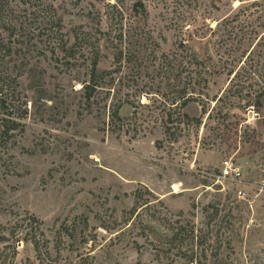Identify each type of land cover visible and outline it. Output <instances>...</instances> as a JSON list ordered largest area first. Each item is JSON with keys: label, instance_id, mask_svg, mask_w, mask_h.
<instances>
[{"label": "rangeland", "instance_id": "obj_1", "mask_svg": "<svg viewBox=\"0 0 264 264\" xmlns=\"http://www.w3.org/2000/svg\"><path fill=\"white\" fill-rule=\"evenodd\" d=\"M114 1L0 0V264H264V0Z\"/></svg>", "mask_w": 264, "mask_h": 264}, {"label": "trees", "instance_id": "obj_2", "mask_svg": "<svg viewBox=\"0 0 264 264\" xmlns=\"http://www.w3.org/2000/svg\"><path fill=\"white\" fill-rule=\"evenodd\" d=\"M119 1L120 0H115L111 5H110V7L113 9V10H117L118 12H122V10L120 9L121 8V5H120V3H119ZM241 1H243V0H241ZM118 6H120V8H118ZM259 6H261V2H258V0H255V1H253L250 5H246V6H242V7H240L239 8V12H241V11H243V10H245L246 8H252V7H256L257 9L259 8ZM134 8L136 9V10H138V13L140 12V13H142V14H144V15H147L148 14V10H147V8H146V6H145V3L142 1V0H138V1H136L135 3H134ZM121 10V11H120ZM262 10V9H261ZM239 13H237L236 15H238ZM108 15H110V18H109V20H108V25H114V21H115V18H116V16H115V14H112V13H108ZM224 21H227V20H223V22ZM120 22H122V20H119V22L118 23H120ZM222 22V23H223ZM221 23L219 22L218 23V26L220 25ZM237 26L235 25L234 26V28H236ZM210 29H212V28H210ZM125 36H124V34H123V31L119 34V38H120V45H121V48L119 49V59H120V61H122V59L125 57V50H126V48H125V46L123 45V44H125V42L127 41L125 38H124ZM256 39V38H255ZM255 39H253V37L252 36H250L249 38H247L246 36L244 37V36H241V37H239V38H237L236 40H235V43L236 44H233V53L234 52H236V51H238V50H241V56H245L246 55V53H245V50H243L242 51V48H243V46L244 45H246V43H250L251 45H252V43L254 42V40ZM253 40V41H252ZM259 44H263L262 42H261V39H260V41H258L257 42V44L256 45H259ZM238 45H239V49H238ZM253 52V51H252ZM251 52V53H252ZM250 53V54H251ZM249 54V55H250ZM249 55H248V57H249ZM240 56V57H241ZM247 57V58H248ZM167 58V57H166ZM191 58H193L194 60H195V63H200L201 62V60H199V56H198V54H197V52H193L192 54H191ZM247 58L243 61V63L241 64V62H242V60L240 59L239 60V64L241 65V67L247 62ZM236 59H238V57L236 56V58H234V61H236ZM227 62V61H226ZM98 63H99V61L96 59V60H94L93 61V65H92V77H93V79H92V83L91 82H88V83H86L85 85H84V88H86V89H89V88H92V84H93V82L95 81V78H96V75H97V67H98ZM228 63V62H227ZM232 64V68H230V69H228V74H230V75H234V77L233 78H235L238 74H239V71L240 70H237L236 69V65L237 64H233V63H231ZM261 68H258V69H256V71H254L255 72V74L256 75H258V73L259 74H261V72H262V70H260ZM220 70L219 69H215L213 72H219ZM106 72V71H105ZM94 80V81H93ZM97 86H98V84H97ZM195 88H193L192 89V91L191 92H186L185 94H184V96H183V100H182V104H181V107H182V109L184 108V107H186L187 106V104L191 101V100H194V99H196L195 98V94L193 93V92H195V90H194ZM0 95H1V101H2V103L3 104H5V101H6V97H5V93L3 92V88H0ZM89 95H91L90 93H89ZM264 97V92L263 91H261V92H257L256 91V93H252V92H248L247 93V98H245L244 100H242L243 101V103L244 104H246V106L247 107H249V106H258V107H260V106H262L263 105V103H264V100L262 99ZM221 98L222 97H219L218 98V100H217V102H216V105H217V103L219 102V100H221ZM207 111H206V107L205 106H203V113H206ZM8 114H9V112H8ZM211 116V113H209V117ZM168 119H170V117H168ZM182 121H184V122H186V121H190V122H195L197 125H200L201 124V119L200 118H191L190 116H189V114L188 113H186V112H183L182 113ZM3 120L5 121L6 119H4L3 118ZM6 121H8V120H6ZM13 129H15V128H10V127H8L5 123H2V124H0V132L1 133H8L9 131H11V130H13ZM169 127H166V131H169Z\"/></svg>", "mask_w": 264, "mask_h": 264}, {"label": "built area", "instance_id": "obj_3", "mask_svg": "<svg viewBox=\"0 0 264 264\" xmlns=\"http://www.w3.org/2000/svg\"><path fill=\"white\" fill-rule=\"evenodd\" d=\"M220 177L225 178V179L239 180L241 179V171L238 167L234 166V163L232 162V160L227 159L224 161V171ZM238 193L239 195H241L243 191L239 189Z\"/></svg>", "mask_w": 264, "mask_h": 264}, {"label": "bare ground", "instance_id": "obj_4", "mask_svg": "<svg viewBox=\"0 0 264 264\" xmlns=\"http://www.w3.org/2000/svg\"><path fill=\"white\" fill-rule=\"evenodd\" d=\"M177 189V188H176Z\"/></svg>", "mask_w": 264, "mask_h": 264}]
</instances>
